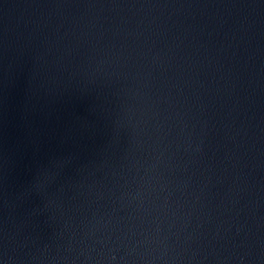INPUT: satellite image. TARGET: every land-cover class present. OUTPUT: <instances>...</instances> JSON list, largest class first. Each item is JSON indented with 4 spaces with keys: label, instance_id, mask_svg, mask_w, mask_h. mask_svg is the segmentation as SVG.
Instances as JSON below:
<instances>
[{
    "label": "water",
    "instance_id": "1",
    "mask_svg": "<svg viewBox=\"0 0 264 264\" xmlns=\"http://www.w3.org/2000/svg\"><path fill=\"white\" fill-rule=\"evenodd\" d=\"M0 264H264V0H0Z\"/></svg>",
    "mask_w": 264,
    "mask_h": 264
}]
</instances>
